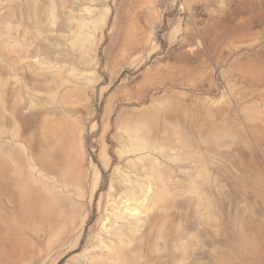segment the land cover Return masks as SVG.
Instances as JSON below:
<instances>
[{
	"label": "rangeland",
	"instance_id": "1",
	"mask_svg": "<svg viewBox=\"0 0 264 264\" xmlns=\"http://www.w3.org/2000/svg\"><path fill=\"white\" fill-rule=\"evenodd\" d=\"M0 264H264V0H0Z\"/></svg>",
	"mask_w": 264,
	"mask_h": 264
}]
</instances>
